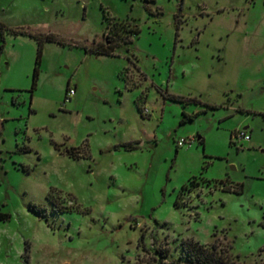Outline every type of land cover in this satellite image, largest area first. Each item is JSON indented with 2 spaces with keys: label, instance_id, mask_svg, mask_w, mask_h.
I'll use <instances>...</instances> for the list:
<instances>
[{
  "label": "rangeland",
  "instance_id": "374dc122",
  "mask_svg": "<svg viewBox=\"0 0 264 264\" xmlns=\"http://www.w3.org/2000/svg\"><path fill=\"white\" fill-rule=\"evenodd\" d=\"M0 20V264H180L214 230L254 261L264 0H0ZM113 20L133 41L90 51Z\"/></svg>",
  "mask_w": 264,
  "mask_h": 264
},
{
  "label": "trees",
  "instance_id": "16d2710c",
  "mask_svg": "<svg viewBox=\"0 0 264 264\" xmlns=\"http://www.w3.org/2000/svg\"><path fill=\"white\" fill-rule=\"evenodd\" d=\"M107 16V13L105 12ZM110 17V16H108ZM6 26L4 22L0 20V31ZM21 31L25 29L21 28ZM139 31L138 27L132 26L129 22L125 20H113V22L108 25V31L105 33L104 41L95 42L89 48L90 51L95 53H107L112 54L115 49L120 44H128L133 41V35ZM52 38V35H47ZM40 46L38 55L36 58V64L34 66L33 75L34 82L38 72V62L40 55ZM165 97H169L174 100L185 101L186 99L179 94L165 92ZM207 106L215 107L216 104L208 103ZM137 107L142 114L143 107L137 102ZM198 114V111L193 113H188L183 111V117L181 121L193 119ZM198 142L203 143V137L198 136ZM126 148H134L135 143L132 141H127L122 143ZM183 186V185H182ZM241 187L232 188V190L240 191ZM175 205H179L178 198L174 201ZM9 216L8 213L0 209V219H6ZM211 235L212 240L208 243L201 242L194 237L182 238L180 242V264H264V244L259 248L256 253V257L253 262H245L241 260L239 254H233L231 252V244L228 241H223L221 238L216 236V231L214 230ZM225 239V236H223Z\"/></svg>",
  "mask_w": 264,
  "mask_h": 264
},
{
  "label": "built area",
  "instance_id": "2783aa9c",
  "mask_svg": "<svg viewBox=\"0 0 264 264\" xmlns=\"http://www.w3.org/2000/svg\"><path fill=\"white\" fill-rule=\"evenodd\" d=\"M67 95L65 96L66 98H69V95L74 93V88L73 87H69L67 88ZM69 94V95H68ZM143 112L146 113L145 108H143ZM231 137L234 138H249L250 135L246 132V130H234L231 132ZM189 139L187 138H179L177 140V144L178 145H183L186 141H188ZM262 150L264 151V146L262 148Z\"/></svg>",
  "mask_w": 264,
  "mask_h": 264
},
{
  "label": "water",
  "instance_id": "95a60500",
  "mask_svg": "<svg viewBox=\"0 0 264 264\" xmlns=\"http://www.w3.org/2000/svg\"><path fill=\"white\" fill-rule=\"evenodd\" d=\"M2 125V121H0V126Z\"/></svg>",
  "mask_w": 264,
  "mask_h": 264
},
{
  "label": "crops",
  "instance_id": "0c3cea01",
  "mask_svg": "<svg viewBox=\"0 0 264 264\" xmlns=\"http://www.w3.org/2000/svg\"><path fill=\"white\" fill-rule=\"evenodd\" d=\"M1 121V120H0Z\"/></svg>",
  "mask_w": 264,
  "mask_h": 264
}]
</instances>
